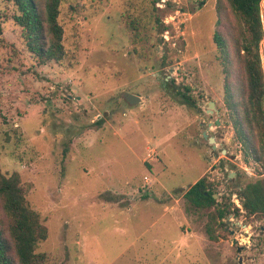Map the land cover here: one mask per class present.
<instances>
[{
  "label": "rangeland",
  "instance_id": "374dc122",
  "mask_svg": "<svg viewBox=\"0 0 264 264\" xmlns=\"http://www.w3.org/2000/svg\"><path fill=\"white\" fill-rule=\"evenodd\" d=\"M12 13L2 6L0 165L48 228V264H264V220L239 193L264 174L225 105L216 0H67L66 58L45 65ZM205 176L240 210L218 241L183 198Z\"/></svg>",
  "mask_w": 264,
  "mask_h": 264
},
{
  "label": "trees",
  "instance_id": "16d2710c",
  "mask_svg": "<svg viewBox=\"0 0 264 264\" xmlns=\"http://www.w3.org/2000/svg\"><path fill=\"white\" fill-rule=\"evenodd\" d=\"M66 1L0 0V11L4 6L13 12L11 20L22 29L26 48L41 65L61 63L66 58L64 29L59 21ZM262 2L216 0L218 26L214 33L225 75V105L244 155L261 165L259 175L264 174ZM156 25L162 26L159 19ZM178 96L187 106H196L189 88ZM27 193L20 175L4 174L0 165V264H48V256L37 249L47 240L49 231L39 213L31 208ZM239 193L246 215L264 220V178L248 183ZM215 194L212 182L205 176L183 195L188 213H207L205 228L211 241H218V231L226 230L229 215L240 214L231 200L229 204L220 203Z\"/></svg>",
  "mask_w": 264,
  "mask_h": 264
},
{
  "label": "water",
  "instance_id": "95a60500",
  "mask_svg": "<svg viewBox=\"0 0 264 264\" xmlns=\"http://www.w3.org/2000/svg\"><path fill=\"white\" fill-rule=\"evenodd\" d=\"M124 99L130 105H136V104H138V103H140L142 101V98H141V96L139 94L134 95V94H131V93H125L124 94ZM211 107H212V105H210V108ZM203 137L206 138V139H208V141L210 142V144L213 143V142H215V138L214 137H210L209 134L206 131L203 133ZM213 148L216 149L217 146L216 145H213ZM214 198L217 199L218 198V195L215 194L214 195ZM235 243H237V242H235ZM241 251H242V249H239V252H241ZM240 264H241V262H240Z\"/></svg>",
  "mask_w": 264,
  "mask_h": 264
},
{
  "label": "built area",
  "instance_id": "2783aa9c",
  "mask_svg": "<svg viewBox=\"0 0 264 264\" xmlns=\"http://www.w3.org/2000/svg\"><path fill=\"white\" fill-rule=\"evenodd\" d=\"M264 6V0H263V2H262V7ZM263 12V9H262V11H261V13Z\"/></svg>",
  "mask_w": 264,
  "mask_h": 264
}]
</instances>
